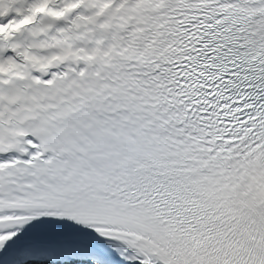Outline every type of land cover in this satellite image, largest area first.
Returning <instances> with one entry per match:
<instances>
[{
  "label": "snow or ice",
  "instance_id": "1",
  "mask_svg": "<svg viewBox=\"0 0 264 264\" xmlns=\"http://www.w3.org/2000/svg\"><path fill=\"white\" fill-rule=\"evenodd\" d=\"M0 264H264V0H0Z\"/></svg>",
  "mask_w": 264,
  "mask_h": 264
}]
</instances>
